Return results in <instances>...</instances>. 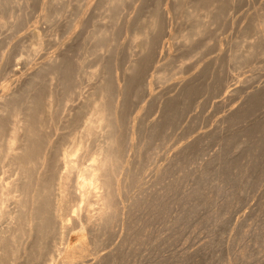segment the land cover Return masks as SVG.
Segmentation results:
<instances>
[{"label":"rangeland","instance_id":"374dc122","mask_svg":"<svg viewBox=\"0 0 264 264\" xmlns=\"http://www.w3.org/2000/svg\"><path fill=\"white\" fill-rule=\"evenodd\" d=\"M9 1L13 3L8 2L0 14V23L6 22L0 25V97L15 91L16 85L19 90L25 87L27 74L40 68L46 56L54 59L58 54L63 63L57 56L56 64L61 63L72 78L67 83L77 85L67 104L63 98L68 90L61 87L65 85L57 84L56 78L50 86L44 71L34 89L23 88L25 98L40 95L44 100L53 86L52 115L44 113L39 99L44 129L40 155L48 161H43L46 167L37 170L34 181L53 180L55 171L57 176L65 174L58 192L54 185L62 228L47 240L37 260L26 261L23 248H30L28 243L11 264H63L70 259L93 264H264V31L258 29L264 0H122L112 20L99 0L49 1L54 6L46 0L47 4ZM211 1H215V14L210 11L205 17ZM154 10L160 13L164 28L147 29L155 46H147L141 55L146 20ZM76 15L81 17L80 24ZM202 20L205 24L200 27ZM198 22L199 27L193 28ZM97 29L105 32V41L96 37ZM195 29L200 30L193 36ZM129 61L137 63L133 73L125 70ZM185 78L190 81L186 86L178 82ZM103 79L110 90L113 82L120 87L127 84L128 92L117 98L120 147L116 175L109 185L114 191L113 213L110 210L106 226L98 227L96 198L101 190L83 199L77 183L87 181L82 170L92 164L100 133L83 138L86 148L79 152V142L75 144L90 116L82 100ZM143 83L150 85L149 94ZM257 88L262 91L250 97ZM153 119L158 122L151 125ZM62 151L72 158L71 170L54 167V158ZM0 167V181L15 179L6 161ZM5 205L2 212L12 211L13 203Z\"/></svg>","mask_w":264,"mask_h":264},{"label":"bare ground","instance_id":"6f19581e","mask_svg":"<svg viewBox=\"0 0 264 264\" xmlns=\"http://www.w3.org/2000/svg\"><path fill=\"white\" fill-rule=\"evenodd\" d=\"M13 1V0H12ZM23 1V0H22ZM25 1V0H24ZM29 1V0H28ZM44 1V0H43ZM52 0H46V2H48V4L44 1V3H46L47 5H49V3L51 4L52 2H49ZM62 1V0H61ZM216 1V0H215ZM215 1H211L210 3L207 2V4L210 6L208 12H207V16H209V13H213L215 14ZM11 3V1L9 0H0V14L4 11L3 8L6 9V5L8 6L9 3ZM53 2H55V0H53ZM63 2V1H62ZM130 2V1H129ZM217 2V1H216ZM224 2V1H223ZM13 3V2H12ZM11 3V4H12ZM56 4H58V1L55 2ZM122 0H99V5L101 4L102 7L104 8V10L107 12L108 17L112 20L115 18V13L116 11L119 9L120 6H122L123 4ZM124 3V2H123ZM126 3V2H125ZM221 3V2H220ZM15 4V3H14ZM27 4V3H26ZM61 4V3H60ZM59 4V5H60ZM65 4V3H63ZM130 4V3H129ZM23 5V2H22ZM53 5V3H52ZM97 5V3H96ZM100 5V6H101ZM127 5V4H126ZM228 5V4H226ZM14 6V5H13ZM18 6V5H17ZM25 6V5H23ZM28 6V5H27ZM40 6V5H39ZM54 6V5H53ZM196 6V5H195ZM207 6V5H206ZM218 6V5H217ZM222 6V5H221ZM263 6V5H262ZM22 7V6H21ZM82 7V6H81ZM228 7V6H227ZM15 8V7H14ZM13 8V10H14ZM24 8V7H23ZM141 8V7H140ZM226 8V7H225ZM230 8V7H229ZM228 8V9H229ZM21 9V8H20ZM26 9V8H24ZM61 9V8H60ZM222 9V8H221ZM3 10V11H2ZM48 10V9H47ZM81 10V9H80ZM121 10V9H120ZM124 10V9H122ZM158 10V9H157ZM157 10L155 12H153L152 14L149 15L148 19L146 20V31H145V35L144 38L142 40L143 42V50L146 49V47H150V46H155L154 41L155 39L151 36L150 37V31L153 30L155 31L157 28H160V30L163 28L162 25L164 23H162V20L160 18V13L157 12ZM223 10L224 7H223ZM227 10V9H226ZM264 10V9H263ZM79 11V10H77ZM211 11V12H210ZM56 12V11H55ZM122 12V11H121ZM227 12V11H226ZM78 13V12H77ZM101 13V12H100ZM219 14V11L217 10L216 14ZM229 13V12H228ZM48 14V13H47ZM57 14V12H56ZM117 14V13H116ZM259 14V13H258ZM9 15V14H8ZM21 15V14H20ZM51 15V14H49ZM80 15V14H79ZM106 15V16H107ZM223 15V14H222ZM262 15V14H260ZM2 16V15H1ZM18 16V15H17ZM77 16V15H76ZM188 16V15H187ZM225 16V15H224ZM15 17V16H14ZM78 17V16H77ZM76 17V18H77ZM264 17V16H263ZM262 17V18H263ZM1 18V17H0ZM7 18V17H6ZM81 17H78L76 22L77 24L81 23ZM100 18V17H99ZM189 18V17H188ZM218 20L220 18V16L217 17ZM94 19V18H93ZM119 19V18H118ZM208 19V18H207ZM210 19V18H209ZM208 19V20H209ZM212 21L214 20L213 18H211ZM20 20V19H19ZM22 20V19H21ZM107 20V19H106ZM110 20V21H111ZM222 20V19H221ZM247 20V19H246ZM86 21V20H85ZM96 21V20H95ZM100 21V20H99ZM109 21V24H110ZM201 21V20H200ZM199 21V22H200ZM215 21V20H214ZM74 22V21H73ZM75 22V23H76ZM107 22V21H106ZM104 22V23H106ZM199 22L197 25V27H193V28H198L199 26L201 27L202 25L204 26V22L202 20V24L199 25ZM245 22V21H244ZM256 22V21H255ZM259 25L258 23L255 24V26L257 27L258 25V29H261L262 31H264V18L260 19ZM11 23V22H9ZM17 23V22H16ZM83 23V22H82ZM128 23V22H127ZM223 23V22H222ZM5 25L6 22H1L0 25ZM113 24V23H112ZM125 24V23H124ZM11 25V24H10ZM193 25V24H191ZM199 25V26H198ZM19 26V25H18ZM108 26V25H107ZM111 26V25H110ZM127 26V25H126ZM202 26V27H203ZM207 26V25H206ZM253 26V24H252ZM20 27V26H19ZM105 27V26H104ZM113 27V25H112ZM254 27V26H253ZM1 28V27H0ZM14 28V27H13ZM22 28V27H21ZM96 28V27H94ZM252 28V27H251ZM115 29V28H114ZM113 29V30H114ZM149 34H147L148 30ZM98 30V29H97ZM105 30V29H104ZM112 30V29H111ZM200 29H195L194 32H192V34L194 33L193 36H195V34H197L199 32ZM256 30V29H255ZM203 31V30H202ZM251 31V30H250ZM258 31V30H257ZM260 31V30H259ZM258 31V32H259ZM90 32V31H89ZM93 32H98L96 35V37L102 39L103 38V31H93ZM190 32V33H191ZM88 33V32H87ZM107 33V32H106ZM144 33V32H142ZM156 33V32H155ZM189 33V31H188ZM260 33V32H259ZM264 33V32H263ZM37 34V33H36ZM109 34V33H108ZM187 34V32H186ZM258 34V33H257ZM85 34H83L84 36ZM93 35V34H92ZM105 35V34H104ZM149 35V36H148ZM152 35V34H151ZM201 35V34H200ZM260 35V34H259ZM264 35V34H263ZM35 38H37L38 36L35 35ZM37 36V37H36ZM95 36V35H94ZM106 36V35H105ZM155 36V34H154ZM158 36V34L156 35V37ZM188 36V35H187ZM191 36V37H189ZM188 37L191 39L193 36L189 35ZM262 36V35H261ZM88 37V36H87ZM107 37V36H106ZM159 37V36H158ZM185 37V36H184ZM30 38V37H29ZM34 38V37H33ZM92 38V37H91ZM97 38V39H98ZM161 38V37H160ZM188 38V39H189ZM100 39H98L100 41ZM107 39H111L108 38ZM114 39V38H113ZM186 39V38H184ZM194 39V38H193ZM38 40V38H37ZM40 40V39H39ZM104 40V39H102ZM102 40L100 41L102 43ZM98 41L97 46L99 44V46L101 45L100 42ZM105 41V40H104ZM108 41V40H107ZM157 41V40H156ZM187 41V40H185ZM88 42V41H87ZM86 42V43H87ZM191 42V41H190ZM37 43V42H36ZM42 43V42H41ZM85 43V42H84ZM92 43V42H91ZM94 43V42H93ZM104 43V42H103ZM255 43V42H254ZM258 43V42H257ZM256 43V44H257ZM159 45V43H157ZM156 44V47H157ZM86 45V44H85ZM261 45V44H260ZM84 46V45H83ZM96 46V47H97ZM252 46V45H251ZM262 46V45H261ZM41 47V46H40ZM66 47V46H65ZM71 47V46H70ZM81 47V46H80ZM95 46L93 48H96ZM107 47V46H106ZM139 47V46H138ZM82 48V47H81ZM99 48V47H98ZM250 48V47H249ZM61 49V48H60ZM67 49V48H66ZM85 49V48H84ZM91 49V48H90ZM142 49V47H141ZM153 49V48H150ZM149 49V50H150ZM156 49V48H155ZM251 49V48H250ZM255 49L252 47L251 50ZM260 49V48H259ZM92 50V49H91ZM141 51V55L142 52ZM148 50V49H147ZM261 50V49H260ZM60 51V50H59ZM58 51V52H59ZM63 51V50H62ZM156 50L153 51V53ZM243 51V50H242ZM250 51V50H249ZM256 51V50H255ZM37 52V51H36ZM87 52V51H86ZM91 52V51H90ZM96 52V50H95ZM61 53V52H60ZM100 53V52H99ZM156 53V52H155ZM234 53V52H233ZM248 53V52H245ZM68 54V53H67ZM104 54V53H103ZM151 55V51L149 53ZM241 54V52H240ZM244 54V53H243ZM59 55V54H58ZM57 55V56H58ZM133 55V54H132ZM147 55V54H145ZM56 56V57H57ZM154 56V55H152ZM241 56L243 57V55L241 54ZM249 56V55H247ZM255 56V55H254ZM47 57V59H46ZM43 60H45L44 62H42L41 67L36 69L33 72H30V74H27V78H26L25 82L26 85H28L26 87H21L20 90L17 87L18 85H16V88L19 90H17L16 88L15 91H12L11 93L8 92V94L6 93V95H4L3 93V97L0 99L1 103H0V163L6 161L7 166L13 170L16 174L15 179L11 182L8 183H3V181H0V218H2L4 220V226L0 227V264H11L13 262L16 261L17 258H19L18 255H20L19 250L22 248V246H24L25 244H31L30 248H23L24 250V254L26 257V261L27 262H34L35 260H37L40 256V254L42 253L47 240L50 239L51 236L54 235H59L60 234V230L62 228V219L60 216V210H61V203L59 200V195L56 194L54 192V185H57V192L59 191V184L61 183V181L65 178V174L64 175H58L57 176V172L55 171V173L51 177L53 178V180L51 179L50 181H44V180H39L38 178V182H35V176L38 174L37 170L40 169V167L43 164V161L45 163V161L48 160H44L42 157V153L40 155V150H41V139H42V123L40 122V118L43 116V111H41L40 109V104L41 101L43 100L42 96V100L40 99V95L38 98H34L36 96H32L30 97V99L27 97L25 98L28 94L26 91L30 92L31 89H34L33 85L35 84V82L38 81L39 76H43L42 74L45 75V79L49 80V84L50 86L53 84L52 82L57 78H59V81H55L57 84H61L65 85L61 86L63 87L62 89L65 90L64 88H66L67 90V95L66 97H64V104H67L68 102L71 101L73 95H75L74 91L76 88L69 86L68 83H70L69 81H72V78H70L71 75H69L70 73L68 72V70L66 71L64 66L57 65L56 62H59L58 60H60V62H62V57L60 58L58 56V60L56 59L55 56L54 59H52L51 57L48 58V56H46ZM71 57V56H70ZM134 57V56H133ZM141 57V56H140ZM138 57V58H140ZM148 57V56H147ZM150 57V56H149ZM231 57V56H230ZM234 57V56H233ZM60 58V59H59ZM237 58V57H236ZM236 58L234 61H236ZM129 59V58H128ZM144 59V58H143ZM150 59V58H149ZM234 59V58H233ZM57 60V61H56ZM214 60V59H213ZM238 60V59H237ZM149 61V60H148ZM147 61V62H148ZM232 61V60H231ZM130 62V61H129ZM135 61L130 62V66L127 67V69H125L127 72H132L134 71V68H136L135 66ZM63 63V62H62ZM142 63V62H141ZM137 64V63H136ZM68 65V64H67ZM66 65V66H67ZM135 65V66H134ZM59 68H56V67ZM65 66V67H66ZM71 66V65H70ZM73 66V64H72ZM68 67V66H67ZM104 67V66H103ZM108 67V66H107ZM219 67V66H218ZM61 68V69H60ZM101 68V67H100ZM141 68V67H140ZM142 69V68H141ZM34 70V69H33ZM78 70V69H77ZM108 70V69H107ZM149 70V69H148ZM44 71V73H42ZM74 71V70H73ZM69 74H68V73ZM81 72V71H80ZM74 73V72H73ZM85 73V72H84ZM100 73V72H99ZM200 73V72H199ZM104 74V73H103ZM193 74V73H192ZM47 75V76H46ZM195 75V74H194ZM214 75V74H213ZM40 76V77H41ZM69 76V79H68ZM142 76V75H141ZM144 76V75H143ZM146 76V75H145ZM199 76V75H198ZM88 77V76H87ZM102 77V76H101ZM119 77V76H118ZM138 77V76H137ZM192 77V76H191ZM189 76V78H191ZM78 78V77H77ZM108 78V77H107ZM115 78V77H114ZM125 78V77H123ZM163 78V77H162ZM188 78V77H187ZM41 79V78H40ZM139 79V78H138ZM161 79V78H160ZM193 79V77H192ZM44 80V79H43ZM46 80V81H47ZM79 80V79H78ZM104 80V79H103ZM101 80L102 82L98 83L97 86H94L95 88L92 89V92L90 94H88L85 99H83L82 104L83 106L86 105V107H88L89 112V117L85 120V126L83 127V131H81L80 136H78L80 140L76 139L74 140L76 142L75 146L76 152H79V150L81 151V149H85L86 147L84 146V142L82 141L83 138H87V136H93V135H97L98 133H100V137H101V141L98 140L100 143L97 145L96 149H95V156L91 159L92 160V164L90 165L89 168H85L82 170L83 175H85L87 177V181L85 179H82L81 182L77 183V185L80 187L81 189V197L83 199H88V197H90V195L92 194V196L95 195V190L100 191L101 190V194L97 195L96 201L97 203L99 202V209H98V213H97V223H98V227L102 226L110 220L109 219V214H111L112 212V207H111V200H113L114 197V191L109 187L110 182L112 180L113 177H115L116 175V163L118 160V148L119 146V137H118V129H117V122H119L118 118L120 117V115L118 116V112H119V107H118V103H117V98L118 96L124 94L126 92V90L128 89V85H124L121 86L118 85V83L113 82V88L112 90H110V87L107 86V84L105 82H107L106 80ZM113 80V79H112ZM162 80V79H161ZM164 80V79H163ZM213 80V79H212ZM224 80V79H223ZM76 81V80H75ZM111 81V80H109ZM126 81H129L128 79ZM188 80H179L178 82H181L180 84H185L188 82L190 83V81L186 82ZM193 80H191L192 82ZM216 81V80H215ZM54 82V83H55ZM68 82V83H67ZM99 82V81H98ZM125 82V81H124ZM177 82V83H178ZM211 82V81H210ZM223 82V81H222ZM264 82V81H263ZM112 83V82H111ZM110 83V84H111ZM148 83V82H147ZM198 83V82H197ZM261 83V82H260ZM59 87V85H57ZM74 84V83H73ZM77 84V83H76ZM144 84V83H143ZM151 84V83H150ZM213 84V83H212ZM217 84V83H216ZM21 85V84H19ZM54 85V84H53ZM68 85V86H67ZM72 85V83H71ZM195 85V83H194ZM225 85V84H224ZM258 85V84H257ZM260 85V84H259ZM38 86V85H37ZM176 86V84H175ZM179 86V84H178ZM186 86V84L184 85ZM223 86V85H222ZM39 87V86H38ZM47 87V85H46ZM53 87V86H52ZM52 87L48 88V93L46 94L47 96L44 98V100L42 101L43 103V110L44 113L48 116L53 114L52 111V105H53V97H55L54 95H52L54 92L52 91ZM57 87V88H58ZM180 87V86H179ZM188 87V86H187ZM191 87V86H190ZM219 87V86H218ZM260 87V86H259ZM264 88V85L262 86ZM260 87V88H262ZM25 88L26 91L24 90ZM36 88V86H35ZM93 88V87H92ZM181 88V87H180ZM223 88H225L226 90L228 89V86H223ZM222 88V89H223ZM257 88L254 89L256 91H258L256 93V91H251L252 94L255 92V94H259V90L262 91V89ZM13 89V88H12ZM13 89V90H14ZM137 89V88H136ZM135 89V90H136ZM139 89V88H138ZM219 89V88H218ZM233 89V88H232ZM230 89V90H232ZM248 89V87L246 88ZM259 89V90H258ZM17 90V91H16ZM148 90L150 91V85L149 84H144V91ZM229 90V89H228ZM229 90V91H230ZM23 91V92H20ZM34 91V90H33ZM39 91V90H38ZM132 91V90H131ZM167 91V90H166ZM229 91H227L229 93ZM233 91V90H232ZM61 92V91H60ZM64 92V91H63ZM128 92V91H127ZM126 92V93H127ZM169 92V91H168ZM180 92V91H179ZM191 92V91H190ZM26 96H24L25 94ZM57 93V92H56ZM146 93V92H145ZM178 93V91H177ZM185 93V92H183ZM231 93V92H230ZM37 94V93H36ZM43 94V92H42ZM149 94V93H148ZM188 94V92H187ZM251 93H249L250 95ZM250 95V97L255 95ZM32 95V94H31ZM29 95V96H31ZM57 95V94H56ZM129 95V94H128ZM178 95V94H177ZM181 95V94H180ZM179 95V96H180ZM193 95V94H192ZM191 95V96H192ZM247 95V94H246ZM264 95V94H263ZM59 96V95H58ZM134 96V95H132ZM23 99H22V98ZM130 97V96H129ZM176 97V95H175ZM185 97V96H184ZM248 97V96H247ZM258 97V96H257ZM167 98V97H166ZM174 98V97H173ZM191 98V97H190ZM249 98V97H248ZM41 101H40V100ZM56 99V97H55ZM62 99V100H63ZM116 99V100H115ZM172 99V98H171ZM170 99V100H171ZM193 99V98H192ZM244 99V98H243ZM250 99V98H249ZM257 99V98H256ZM261 99V98H260ZM263 99V98H262ZM190 100V99H189ZM255 100V99H253ZM186 101V100H185ZM247 101V99H246ZM126 102V101H125ZM166 102V101H165ZM252 102V101H250ZM248 102V103H250ZM58 103V102H57ZM60 103V102H59ZM85 103V105H84ZM247 103V104H248ZM261 103V101H260ZM259 103V104H260ZM61 104V103H60ZM59 104V105H60ZM245 104V105H247ZM257 104V102H256ZM122 105V104H121ZM262 105V104H261ZM63 106V105H62ZM255 106V105H254ZM85 107V108H86ZM165 107V106H164ZM243 108H245L244 106H242ZM251 107V106H250ZM258 107V105L256 106ZM261 107V106H260ZM259 107V109H260ZM82 108V105L79 107ZM77 108V109H79ZM84 108V107H83ZM248 108V107H247ZM241 109V108H240ZM173 110V109H171ZM233 110V109H231ZM238 110V109H237ZM236 111V110H235ZM233 111V112H235ZM239 111V110H238ZM250 111V110H249ZM257 111V109L255 110ZM59 112V111H58ZM81 112V111H80ZM243 112V111H242ZM241 112V113H242ZM246 112V111H245ZM172 113V112H171ZM175 113V112H174ZM232 113V112H230ZM257 113V112H255ZM254 113V114H255ZM42 114V116L40 117V115ZM76 114V113H75ZM79 114V113H78ZM238 114V113H237ZM244 114V113H243ZM46 115V117H47ZM84 115V114H83ZM45 116V115H44ZM56 116V115H55ZM75 116V115H74ZM85 116V115H84ZM124 117V116H123ZM233 117V116H232ZM239 117V116H237ZM246 117V116H245ZM45 118V117H44ZM121 118V117H120ZM228 118V117H227ZM230 118V117H229ZM8 119V120H7ZM49 119V118H47ZM82 119V118H81ZM123 119V118H122ZM156 119V118H155ZM262 119V118H261ZM7 120V124L4 125L3 121ZM73 120V119H72ZM46 121V120H45ZM71 121V120H70ZM154 119L152 120V124L158 122L156 120V122L154 121ZM236 121H238L236 119ZM72 122V121H71ZM75 122V121H74ZM245 122V121H244ZM261 122V121H260ZM46 123V122H44ZM48 123V122H47ZM69 123V122H68ZM120 123V122H119ZM171 123V122H170ZM237 123V122H236ZM150 124V122L148 123ZM158 124V123H157ZM5 126V127H4ZM256 126V125H255ZM262 126V125H261ZM119 127V126H118ZM158 127V125H157ZM6 128V130H5ZM147 128V127H146ZM252 128V127H251ZM256 128V127H255ZM247 129V128H246ZM44 130V129H43ZM161 130V129H160ZM254 130V129H253ZM6 131V134H5ZM157 131V130H156ZM251 131V130H250ZM248 131V132H250ZM259 131V130H258ZM45 132V131H44ZM257 132V131H256ZM97 133V134H96ZM259 133V132H258ZM246 135L248 133H245ZM242 135V134H241ZM44 136V135H43ZM46 136V135H45ZM99 136V135H97ZM154 136V134H153ZM94 137V136H93ZM249 137V136H248ZM48 138V137H47ZM76 138V137H75ZM248 140V139H247ZM48 141V140H47ZM241 141V139H240ZM239 141V142H240ZM44 142V141H43ZM42 142V143H43ZM73 142L72 144L74 145ZM121 142V141H120ZM97 143V141H96ZM243 143V142H242ZM49 144V143H48ZM72 145V146H73ZM121 145V144H120ZM241 145V144H240ZM244 145V144H243ZM96 146V145H95ZM47 147V146H46ZM85 147V148H84ZM48 149V148H47ZM121 149V148H120ZM51 150V149H50ZM74 151V153H75ZM60 152V151H59ZM56 155L55 159V166L56 169L60 170L61 168L65 169L66 171L71 170L73 168L72 165V158L68 159V151H62L61 154ZM72 153V152H71ZM70 153V154H71ZM244 155V154H243ZM46 156L47 155H43ZM48 159V158H47ZM50 159V158H49ZM50 161V160H49ZM54 161V160H53ZM260 161V160H259ZM52 162V160H51ZM258 163V162H257ZM47 164V163H46ZM49 164V163H48ZM53 164V163H52ZM118 164V163H117ZM228 164V163H227ZM259 164V163H258ZM52 166V167H53ZM233 166V165H232ZM44 167V166H43ZM46 167V165H45ZM2 168V167H0ZM42 168V167H41ZM50 169V168H49ZM241 169V168H240ZM53 170V169H52ZM236 170V169H235ZM49 171V170H48ZM41 172V171H40ZM44 172V171H43ZM47 172V170H46ZM50 172V171H49ZM53 172V171H52ZM243 172V171H241ZM5 173V172H4ZM238 173V172H237ZM247 173V172H246ZM217 174V173H216ZM242 175V174H241ZM12 177V176H11ZM40 177V176H39ZM48 177V175H47ZM50 177V176H49ZM46 178V176H45ZM36 179V180H37ZM49 180V178H48ZM5 182V181H4ZM94 193V195H93ZM100 193V192H99ZM13 203V209L12 211L8 212L6 210H4L5 212H2V207L6 206L5 204L7 203ZM113 205V203H112ZM111 210V212H110ZM113 213V212H112ZM109 219V220H108ZM103 227V226H102ZM54 242L52 240V246L54 247ZM27 247H29V245H27ZM10 252L9 256L8 253ZM19 252V253H18ZM22 252V250H21ZM7 254V255H6ZM22 255V254H21ZM8 256V258H6ZM23 256V255H22ZM109 256V255H108ZM106 257V256H105ZM25 259V258H23ZM106 259V258H104ZM50 261H52V259H49ZM101 260V259H100ZM107 260V259H106ZM25 261V262H26ZM24 262V263H25ZM26 262V263H27ZM23 263V264H24ZM63 264H93V263H89V261H83L81 263H74L71 259L70 260H65ZM98 264V263H97Z\"/></svg>","mask_w":264,"mask_h":264}]
</instances>
